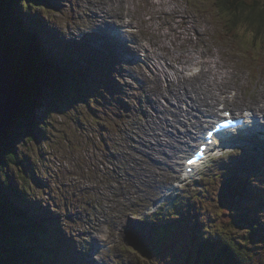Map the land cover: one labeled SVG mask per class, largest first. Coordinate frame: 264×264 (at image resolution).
<instances>
[{
    "label": "rangeland",
    "instance_id": "obj_1",
    "mask_svg": "<svg viewBox=\"0 0 264 264\" xmlns=\"http://www.w3.org/2000/svg\"><path fill=\"white\" fill-rule=\"evenodd\" d=\"M10 1L21 4L13 7L9 4V0H0V9H8L6 13L11 26L17 21L25 30L29 24H32L27 31L32 29V33L41 32L45 35L42 40L38 39L39 54H37L41 57L40 63L46 66L40 72L41 79L48 76V73L51 74L49 75L51 79L45 78V81L40 82L39 104L37 99L34 110L21 111L18 120H11L12 123L7 126L0 139V160L9 162L11 155L6 148L8 146L10 154L13 152V156L22 159L27 166L35 163V167H39L41 173L46 170L47 174L23 170L21 176L31 172L35 175L26 183H20V180L26 179L17 174L18 169L6 165L0 168V186L2 193L7 197L5 205L12 207L20 216V205L26 210L30 209L29 205L15 195L8 196L10 190L4 187V179L12 184H22L26 188L28 198H33L30 203L33 202L34 210L36 208L43 210V214L39 215L42 218H45L48 210V218L52 224L54 222L50 219V215L54 211L59 223L56 222L53 233L59 235L58 227H61L63 236L74 240L72 246L76 252L66 253L70 259L68 264H82L83 261L84 264H97L92 258L98 259L102 257V253L111 255L112 260L106 264H144V262L156 264L154 258H159L160 254L154 252L151 256H147L141 253L138 247H146L147 241L151 239L150 221H154L153 215L156 212L154 201L156 202L159 196L168 194L165 203L171 204L175 197L179 199L185 195L183 201L189 202L193 200L189 195V187L193 192L201 194L199 188L202 186L211 189L215 194L219 189L218 185L224 179L222 173L227 171L225 169L232 170L231 165H235L240 171L246 168L254 171L264 165V134H262L252 140L245 151L239 152L237 149L221 158L206 162L183 188L188 187L182 188V193L178 191V194H174L168 188L181 183V174L179 177L171 178L184 169L183 156L189 153L195 140L191 145L190 139V145L185 146L183 152L176 154L173 160H170L162 152H149L147 145H144L145 141L140 142L139 137L130 138L129 143L134 146L136 152L138 149L147 156L142 155L138 158V155H135V159L138 165H143L145 175L143 181L150 187L143 183L137 187L135 184L139 179L132 176L133 166L132 169L128 167L127 154H114L116 148L112 138L117 133L124 142L130 134H133L131 128L139 117H145L148 113H153V116L156 114L155 97L151 89L141 90V81L152 87L156 81L144 76L141 66L147 68L148 75L156 73L161 81L167 84L173 79L169 74L171 67H179L176 59L180 54L189 51L203 61L211 57L218 61L217 69L225 70V79L227 78L224 82L225 87L218 92L217 112L222 104L232 110H234L233 106L237 105H241V108L255 106L252 95L261 96L264 100V66L259 64L252 71L248 67L246 57V53L251 57L250 52L257 48L264 50V44L252 42L246 50L242 46V43H245L242 37L250 39L248 31L239 28L238 32L241 36H236L233 31L225 32L226 28L221 24L223 18L220 16L219 8L215 6V0H35L39 9L33 8V15H30L31 8L37 4L32 0H29L32 4V7L28 6L29 14L25 9L28 0ZM259 1L264 2V0ZM41 9L48 10V14H41ZM177 15L176 23L174 17ZM162 19L169 24L160 29ZM33 22L42 24L38 31L33 29L35 27ZM172 24L179 25L175 33L169 30ZM52 27H54L53 31L50 30ZM178 33L182 34L179 36ZM40 42L42 47L45 45L43 48L56 56V60L52 59L54 63L45 58L46 54L41 49ZM162 42L167 44L165 48L161 46ZM149 49L151 53L147 61L145 50ZM162 54L164 57L161 56ZM134 55L138 56L137 60ZM152 62L158 66H154ZM195 64L188 63L187 66L191 67L184 73L188 76L197 74L200 65ZM161 69L166 70L167 73L161 72ZM227 71L230 72L229 75ZM66 74H70L73 78L72 83L68 82L69 86H66L70 92H66V98L58 100L55 89L51 87L57 88ZM93 80H97V83H93ZM181 90L183 93V89ZM251 91L255 92L251 94ZM233 93L235 97H229ZM176 96L178 98L173 100L165 94L164 97H160V101L170 109H180V114L176 115L177 121L171 114H168L167 118L173 124V128L177 129L171 131L172 128L167 122H163L162 126L167 125L165 128L175 138L174 143L184 147L189 142L185 138L182 141L178 134V131L183 132L181 125L183 123L189 125L193 116L202 119L204 117L195 108L193 109L189 97L184 94ZM124 102L127 107L124 106ZM164 105L160 104L161 107ZM126 109L132 110L135 114L134 118L130 116L132 122L128 119V114L126 116L119 114L121 110ZM41 120H44L45 124L35 125L41 123ZM151 126L155 128L153 123ZM204 128H201V133ZM29 129L34 133L33 139L28 137ZM191 130L193 133L192 128ZM7 134H10V138H7ZM178 137L180 139L176 140ZM129 143L126 142L127 147ZM162 143L165 144V141L163 140ZM23 159H28V162ZM96 161H99L98 166ZM177 161L178 170L174 166V162ZM146 162L151 163V168L144 165ZM104 170H108L109 173ZM219 170L222 172L219 173ZM171 171L177 173L172 174ZM252 175L258 180V172ZM108 176L113 180L116 179L117 183L114 186L110 184ZM201 177L204 179L200 181ZM43 182L47 183L46 189ZM215 182L218 184H213ZM66 190L70 193L68 194ZM134 192H137L138 196ZM143 192H148L149 196H145ZM83 193L79 207L69 203V199H77ZM223 201H216L214 207V211L218 212L216 225H221L222 233L241 242H244L248 234L249 238L245 243L259 245L256 252L261 251L264 254V240L256 239L263 237L264 234V215L257 213L259 207L252 206L251 198L246 195H242L239 203L236 204L244 209L254 210L253 215L258 220V224L254 225L256 231L250 237L252 229L245 226L244 222H239L240 225L237 227L238 223H236L233 229L230 227L228 218L231 213L225 208ZM236 211L235 209L234 213ZM24 215H27V212H24ZM86 218L87 221L83 222ZM37 222L40 223L39 219ZM26 223L30 226L28 222ZM108 236L109 239L106 238ZM63 239L66 243V239ZM104 242L105 245L100 248L99 246ZM90 243L95 245L91 252H89ZM83 246L85 249L82 248ZM248 250L247 246L249 254ZM200 258H202L200 254L192 257L189 250L185 252L184 261L173 264H191V261L195 262L193 264H200L203 261L198 260ZM102 262H106V258H103ZM47 264L52 263L47 262ZM216 264L225 263L217 261ZM249 264H264V256L263 261L251 258Z\"/></svg>",
    "mask_w": 264,
    "mask_h": 264
},
{
    "label": "trees",
    "instance_id": "obj_2",
    "mask_svg": "<svg viewBox=\"0 0 264 264\" xmlns=\"http://www.w3.org/2000/svg\"><path fill=\"white\" fill-rule=\"evenodd\" d=\"M32 1L35 3L37 2L35 0ZM9 4L14 7L15 1L9 0ZM28 5H32L29 0L26 2V8H28ZM215 6L218 7L221 12L220 16L223 18V20H221V24L222 27L226 28L225 32L233 31L236 36H241L238 30L239 28H243V30L250 33V39L242 37V40L245 42L242 43V46L246 50L247 46L251 45L252 42H254L253 44L256 42H262L264 44V2L259 0H215ZM47 11L48 10H44V13H47ZM6 12L7 9H0V51H5L8 55L11 62V79L16 84L18 83L21 88L23 96L22 103L18 107V111L16 110L14 114L15 116L13 117L14 120H18L21 111L32 112L34 110V107L37 106V99L39 104L41 93L40 82L45 81V78L51 79L49 76L51 74L48 73V76H44L41 79L40 72L46 66L40 63L41 57L37 54V43L34 35L25 34L23 31L22 37L17 38V27L14 23H12L11 26V23L8 22ZM49 15L53 17L52 14ZM8 26L11 27V29H9ZM12 28L15 29L16 32ZM260 50L262 49L257 48L255 51L250 52L252 57L249 60L254 66H257L258 62H261L264 66V50H262V52H260ZM72 81V76L70 74H66L64 80L59 83L57 88L51 87V89H55L58 99L61 100L66 98V92H70L66 86H69V83H72ZM93 82L97 83V80H93ZM80 90L81 87L79 86V91ZM53 99H55V97H53ZM24 104L26 107H23ZM36 124L38 123H35V125ZM31 125H33V123H31ZM28 137L31 139L34 138V133L31 132L30 129L28 131ZM7 138H10V134H7ZM6 148L9 155H11V158L7 163L5 160H0V168L6 165L13 166L14 169H18L17 174L20 176L22 175L23 170L41 173L39 167H35V163L27 166L22 159H18L16 156H13V152L10 154L8 146H6ZM23 160L28 162V159ZM38 165L41 167L43 166L42 164ZM44 173L46 175L47 171L44 170L41 174L44 175ZM33 175L35 174L32 172L25 173L24 176H21V178L24 177L26 180H20L19 182L26 183L28 180L33 178ZM3 177L4 176H2V178ZM241 177L248 182V190H250V195L248 196L252 199L251 205L259 207L258 210H261L264 215V188L262 189V186H264V180L260 182L261 180L259 181L258 179L257 183L260 185L253 186L256 181H253V184L250 183V181L254 178L252 175L242 173ZM263 177L264 174L259 176L260 179H263ZM3 183L4 187L10 190V194L8 192V196L15 195L30 206L28 193L22 184H19L20 186H18L8 182L6 179L3 180ZM43 183L44 188L46 189L47 183ZM215 185H217V183H215ZM1 189L2 187L0 186V264H47V262H51L52 264H64L62 261L63 257L61 256V251L59 249L61 248V243L59 244V242L50 240L51 238L49 239V234H52L54 230L48 222L40 224L37 223L36 217H31L32 213H39V211L36 209L34 211L33 206H30L29 210L20 206L21 217L12 207L5 205L6 199ZM259 190L262 191L258 192ZM66 191L68 194L70 193L69 190ZM83 194L81 196H83ZM79 198L81 197H78L77 199ZM194 198L200 202L205 201L202 202V205L205 207L202 209L204 214L200 211H193V207L187 205V203L182 205L176 204L173 206L172 210L174 212L171 213V220L164 228V235L167 229L171 230L168 232V238L165 240L164 236L161 237L158 246H153L149 256L155 252L160 254L162 263L166 264L163 257H166L173 262L172 253L177 254V252L169 247L167 243H174L178 246V250L180 252H189L190 250L192 257L196 254L202 255V258L198 259L203 260L200 264H204V262L205 264L209 262H212L211 264H216L217 261L225 264H249L251 258L263 261L264 254L261 251L256 252L259 245L255 243L245 244L249 238L248 234H246L244 242L237 241L230 235H224L222 233L221 225H216L218 212L214 211V207L216 206L217 199L211 189H206L204 191V196L201 194L200 196H195ZM10 199L12 200V198ZM7 200H9V198ZM223 200L225 201V198ZM234 205L233 197H227L226 208H233ZM24 212H27V215H24ZM230 212H234L233 209ZM240 212H238V214H240ZM236 216L235 214H232V216L228 218V223L231 224V226L233 225L232 222L238 219V215ZM256 220L257 219L253 215V211L251 213H244L243 217L239 220V222H244L245 226L252 229L250 231V237L256 231V228L254 227L257 223ZM24 221L28 222L30 226H28V224ZM189 224L193 227L188 228L187 226ZM53 226H55V224H53ZM257 229L260 230L261 228ZM60 234H62V232H60ZM191 236L192 241H190ZM260 238L264 240V234L263 237L260 236ZM247 246L249 254L247 252ZM145 251L146 249L143 251L141 250L143 253H145ZM256 255H258V257H256ZM193 263L195 262L191 261V264Z\"/></svg>",
    "mask_w": 264,
    "mask_h": 264
},
{
    "label": "bare ground",
    "instance_id": "obj_3",
    "mask_svg": "<svg viewBox=\"0 0 264 264\" xmlns=\"http://www.w3.org/2000/svg\"><path fill=\"white\" fill-rule=\"evenodd\" d=\"M107 5V4H106ZM149 8V7H148ZM28 9V8H27ZM154 9V8H153ZM159 11V10H158ZM162 12V11H161ZM169 12V11H168ZM27 13V11H26ZM175 15V14H174ZM173 16V14H172ZM175 18V22H178V15ZM164 19V18H163ZM161 21V25L159 26L160 29L164 28V26L168 25L169 23L166 21ZM110 21V20H109ZM171 22V21H170ZM131 25V24H130ZM179 25L176 24H172L170 26L169 30L175 31L178 29ZM121 29V28H120ZM51 31H53V27L50 28ZM96 30V29H95ZM117 30V29H116ZM123 30V29H122ZM198 30V29H197ZM30 33L32 32V29L28 30ZM115 31V30H114ZM121 32V31H120ZM169 32V31H168ZM170 33V32H169ZM90 34V33H89ZM112 34V33H111ZM179 36L182 33H178ZM104 35V34H103ZM107 35V34H106ZM166 36L168 35V33L165 34ZM77 36V35H76ZM81 36V35H80ZM136 36V35H135ZM35 39H36V43L39 40H42L44 38V35L41 32H36L34 35ZM122 38V37H121ZM88 39V38H87ZM130 39V38H129ZM97 41V40H96ZM89 42V41H88ZM166 42V41H165ZM162 42V47H166V43ZM41 43V42H40ZM124 43V42H123ZM127 43V42H126ZM133 43V42H132ZM111 45V44H110ZM38 46V45H37ZM41 49L44 51V54L47 60L53 61L52 59L56 60V56H54L52 54V52H50L49 50H46L45 48L42 47V43L40 44ZM119 46V45H118ZM145 47V45H140ZM126 48V47H125ZM40 49V50H41ZM38 50V48H37ZM153 50V49H152ZM124 51V50H123ZM146 51V60H149V54L151 53L150 49L149 50H145ZM106 52V51H105ZM134 52V50H133ZM193 52V51H192ZM5 53V52H4ZM234 53V52H233ZM75 56V55H74ZM123 56V55H122ZM135 56V55H134ZM143 56V55H142ZM162 57H164V55H161ZM249 53H246V57H247V61H248V67L254 71L256 69V67L259 64H262L261 62L257 63V66L252 65L251 61L249 59H251V57H248ZM78 57V56H76ZM117 57V56H116ZM199 57V56H198ZM201 57V56H200ZM135 59H138V56H135ZM179 62V67H171V72L169 74H171L172 76V81L168 82L167 84H165L164 82L161 81V79L159 78V75H157L156 73L152 75H148L146 73V69L147 68H143V66H141V72L144 76L146 77H151L149 78V80H155V84L154 86H150L147 85L146 83H144L143 81H141V90H145L147 91V89H151L153 96L155 97V112L156 114L153 116V113H148L145 117H139L135 124L132 126L131 131L133 134H130L125 140L124 142L120 139L119 133H117L113 138H112V142L115 145V150H114V154L118 153V154H122L125 155L127 154V163H128V167L132 169L133 172V177L139 179V181L135 184L137 187L139 186V184L144 183L143 178L145 177L144 173H143V165H138L136 163V159H135V155H138V158L142 155H144L141 151H139L137 149H134V146L132 147L131 144L129 143L131 141L130 138H134V137H139L140 142L145 141L144 145L146 144L148 147V151L149 152H162L164 154H166V156L170 159L173 160V157L176 156V154H180L181 152H183V150H185V146H189L190 145V139H191V145L193 144V141L196 140V138L199 135V132L201 130V128H203L204 126V119H202L201 117H194L193 119L190 121L189 125L187 123H183L181 125V127L183 128V132L178 131L179 136L181 137V140L183 141V138H185L187 140V142H189L188 144L184 145V147H180L178 145H176L174 143L175 138L171 136L169 130L167 128H165L164 125L162 126L163 122H167L168 125L172 128L171 131L176 130L177 128L174 127L173 128V124L171 122H169L168 118V114H171L174 118L175 121L178 120V116L176 117V115L180 114V109L174 108V109H170L169 107H167L166 105H164L161 101H160V97L161 96H165V94H168L170 96L171 99L175 100L176 98H178L176 95L177 94H184L185 96L189 97L190 101H191V106L193 107V109L195 108V110H197L198 112H200L202 114V116L204 118L208 117V116H212L211 114L214 112H217V106H216V102L217 100H219V90H221L222 88L225 87V70H219L216 67L218 66V61L213 59V58H208L205 61L203 60H199L197 57H195L194 55H192L191 52L187 51L185 53L180 54L177 59ZM60 62V61H59ZM122 62V61H121ZM138 62V61H137ZM150 62V61H149ZM157 62V61H156ZM54 63V61H53ZM113 63V62H112ZM154 66H158L156 65L155 62H152ZM188 63H196L198 65H200V70L197 74H193L188 76L187 74L184 73L185 70L190 69V67H188ZM195 64V65H196ZM145 66V65H144ZM11 67V65H10ZM131 72V71H130ZM137 72L139 73V71L137 70ZM161 72H165L167 73V71L162 70ZM196 72V71H195ZM10 73V72H9ZM228 75L230 72H228ZM140 74V73H139ZM162 74V73H161ZM160 74V75H161ZM164 75V74H163ZM161 77V76H160ZM227 81V80H226ZM102 82V81H101ZM103 83V82H102ZM228 84V83H227ZM37 89V88H36ZM183 89V93L182 90ZM126 92V90H125ZM255 91H251V94L254 93ZM228 93V92H225ZM227 95V94H226ZM162 98V97H161ZM175 98V99H174ZM221 98V97H220ZM251 98V96L249 97V99ZM253 100L255 101V106H250L251 107V111L253 112V116L254 119L250 120L249 118V122L251 123V125L253 124V126H258L262 131L264 130V122L262 120V118L264 119V100H262V97H256L254 95H252ZM143 99V98H142ZM185 99V98H184ZM60 100V99H58ZM177 101V100H176ZM182 100H180L181 102ZM22 103V100H21ZM20 103V105H21ZM251 103V100H250ZM124 106L127 107L126 103L124 102ZM160 104L164 107H161ZM19 105V106H20ZM25 105V104H24ZM223 105V104H222ZM166 106V107H165ZM28 107V106H27ZM129 108V107H128ZM192 109V108H191ZM190 109V110H191ZM20 110V109H19ZM173 110V111H172ZM18 111V110H17ZM130 113V116L132 118H134L135 114L134 112L131 110L129 111L128 109L126 110H121L120 111V115L121 116H126V114ZM137 113V112H136ZM211 113V114H209ZM15 116V115H14ZM13 116V117H14ZM119 117V116H118ZM214 117V116H213ZM213 117H211V119H209V121H211L213 119ZM13 120V119H12ZM252 121V122H251ZM151 123H153L155 125V128L151 126ZM40 125L45 124L44 120H41V123H38ZM193 129V133L192 130ZM120 132V130H119ZM180 137L176 138V140L180 139ZM163 140L165 141V144L162 143ZM126 142L129 143L128 147L126 145ZM122 144V145H121ZM121 145V146H120ZM136 146V145H135ZM121 147V148H120ZM118 148H120V150H117ZM258 150V149H257ZM262 150V149H261ZM182 155V154H181ZM230 155V154H229ZM146 156V155H144ZM116 157V155H115ZM147 157V156H146ZM117 159V158H116ZM149 160V159H148ZM237 161V160H236ZM97 162V166L99 165V161ZM95 162V163H96ZM145 166L151 168V163L146 162L144 164ZM174 166L176 168V170H178V161L174 162ZM106 173L109 171L108 170H104ZM152 172V171H151ZM175 172L177 173V171H171L172 174H175ZM222 172V170H219V173ZM251 174L255 173V172H250ZM114 174H116V171L114 172ZM112 174V175H114ZM171 174V175H172ZM179 176V173L172 176L171 179L176 178ZM109 177V182L111 185L114 186V184L117 183L116 179H112L110 176ZM131 178V177H130ZM263 180H261L260 182H262ZM255 182V181H254ZM257 183V182H256ZM19 185V184H18ZM146 186H149L148 184H145ZM145 186V187H146ZM160 186L157 185L156 189ZM24 187V186H23ZM219 189L217 190V192H215V198L217 199L216 201H221L225 198V201H223L222 203H224V205L226 206V199H227V195L224 192L223 188L218 185ZM264 188V186L262 187V189ZM26 189V188H25ZM264 190V189H263ZM262 190H259L258 192H261ZM86 193V192H84ZM135 194H137V192H134ZM144 193V192H143ZM145 196H149L148 192L144 193ZM5 196V195H4ZM65 196V195H64ZM84 196V194H83ZM83 196H79L81 198L79 199H75L77 201L71 200L69 199V203L73 204L76 207H79L81 204V200L83 198ZM138 196V194H137ZM6 199V196H5ZM31 199H33L31 197ZM31 199H29L31 201ZM110 199V198H109ZM17 200V199H16ZM19 200V199H18ZM20 202V201H19ZM254 203V202H253ZM109 204H112V202H109ZM38 205V204H37ZM21 206V205H20ZM30 206H33V202L30 203ZM29 206V207H30ZM24 208V207H23ZM36 210H38V208H36ZM35 211V210H34ZM124 212V211H123ZM47 215H45V218H42L41 216H38L37 213L31 215V217H36V219H39L40 224H43V222H48L49 225L51 226L52 229H54L53 224L50 222L49 220V211H46ZM54 213V212H53ZM41 218H38V217ZM123 217V216H122ZM87 221L86 220H83ZM124 221V220H123ZM59 223V220L57 219V221ZM113 222V221H112ZM33 223V222H32ZM38 223V222H37ZM108 225V224H107ZM116 225V224H115ZM119 225V224H118ZM55 230V229H54ZM84 231H87L84 229ZM104 234V233H102ZM104 236V235H103ZM107 239L110 238V236L106 237ZM95 247L94 243H90V249L89 252H91V249H93ZM100 247V246H99ZM83 249L84 246L82 247ZM146 248L148 250L152 249L153 246H146ZM141 250H144V247H141ZM144 254H146L147 256H149V254L147 252H145ZM90 255V254H89ZM92 258V257H91ZM103 258H106V262H102L101 260ZM93 262H96L97 264H106L108 263L110 260H112L111 255L109 254H104L102 253V257L100 258H92ZM88 263V262H86Z\"/></svg>",
    "mask_w": 264,
    "mask_h": 264
},
{
    "label": "water",
    "instance_id": "obj_4",
    "mask_svg": "<svg viewBox=\"0 0 264 264\" xmlns=\"http://www.w3.org/2000/svg\"><path fill=\"white\" fill-rule=\"evenodd\" d=\"M10 65L8 55L0 51V139L23 97L20 86L11 79Z\"/></svg>",
    "mask_w": 264,
    "mask_h": 264
},
{
    "label": "snow or ice",
    "instance_id": "obj_5",
    "mask_svg": "<svg viewBox=\"0 0 264 264\" xmlns=\"http://www.w3.org/2000/svg\"><path fill=\"white\" fill-rule=\"evenodd\" d=\"M209 135H211V133H209ZM189 163H191V161H189Z\"/></svg>",
    "mask_w": 264,
    "mask_h": 264
}]
</instances>
